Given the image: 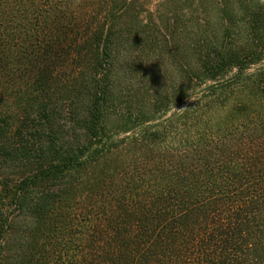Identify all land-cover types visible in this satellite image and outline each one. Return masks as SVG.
<instances>
[{"label": "trees", "instance_id": "trees-1", "mask_svg": "<svg viewBox=\"0 0 264 264\" xmlns=\"http://www.w3.org/2000/svg\"><path fill=\"white\" fill-rule=\"evenodd\" d=\"M75 1L0 0V264L21 220L24 264H264V0H246L254 46L214 52L193 103L116 139L123 152L166 145L165 161L118 187L108 213L87 196L112 152L102 69L113 27L80 32ZM67 46L92 66L83 112L61 97L76 72L54 81Z\"/></svg>", "mask_w": 264, "mask_h": 264}, {"label": "rangeland", "instance_id": "rangeland-1", "mask_svg": "<svg viewBox=\"0 0 264 264\" xmlns=\"http://www.w3.org/2000/svg\"><path fill=\"white\" fill-rule=\"evenodd\" d=\"M247 2L76 0L71 5L72 14H79L76 24L80 26L82 20L88 22L81 25L80 32L98 25L106 24V29L113 27V44L102 69L109 91L102 110L107 132L103 143L112 152L93 173L101 183L98 188H88L90 191L87 192L97 197L87 196V202L107 213L114 211L118 187L133 177L145 175L159 159L165 161L162 153L166 145L152 150L149 147L137 149L138 146L131 144L129 151L123 152L124 149L116 151V139L130 136L129 131H125L141 123L163 122L193 103L201 94L204 83H212L203 81L207 76L201 66L214 52L224 49L245 51L254 46L258 33L249 24L251 13L246 9L252 5ZM110 6L114 11L120 7L113 21L108 16ZM72 37L80 39L81 35L74 33L70 39ZM66 50L64 61L55 63L54 77L58 79L54 81L58 83L65 75L76 72L73 79L79 76L78 79L72 81L69 88H62L61 97L73 100L83 112L87 93L80 87L81 80L88 78L92 66L89 57L85 62L79 59L78 47L69 49L67 46ZM79 66L83 67L82 72L77 70ZM4 173L10 174L6 170ZM211 209L207 208L205 213ZM126 222L128 224L130 220ZM25 224L24 220L17 222L6 246L4 264H24L31 254L33 242L23 234Z\"/></svg>", "mask_w": 264, "mask_h": 264}]
</instances>
